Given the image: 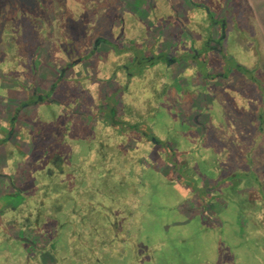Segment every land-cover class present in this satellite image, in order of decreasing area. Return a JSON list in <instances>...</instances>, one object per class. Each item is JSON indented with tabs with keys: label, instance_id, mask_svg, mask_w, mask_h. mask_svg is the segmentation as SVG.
<instances>
[{
	"label": "rangeland",
	"instance_id": "obj_1",
	"mask_svg": "<svg viewBox=\"0 0 264 264\" xmlns=\"http://www.w3.org/2000/svg\"><path fill=\"white\" fill-rule=\"evenodd\" d=\"M0 264H264V0H0Z\"/></svg>",
	"mask_w": 264,
	"mask_h": 264
},
{
	"label": "flooded vegetation",
	"instance_id": "obj_2",
	"mask_svg": "<svg viewBox=\"0 0 264 264\" xmlns=\"http://www.w3.org/2000/svg\"><path fill=\"white\" fill-rule=\"evenodd\" d=\"M220 24V27H221V23H219ZM182 27H176V29H177V31H181L182 32V29H181ZM209 37H207V39H206V41L203 43V47H205V48H207V49H211V48H213V49H215L216 48V44H215V42H216V40L217 39H213V36L211 37L210 36V34L208 35ZM201 38H199V39H194V38H192V40H191V42H190V44H189V49L187 50V53H191V55H192V58L194 57V51H195V48H194V46H195V43H193L194 41H198V40H200ZM191 48V49H190ZM163 56L164 57V60H166V61H169V64L170 63H174V62H176L177 60H176V58H171L173 55H169V54H167V53H163V52H157V56Z\"/></svg>",
	"mask_w": 264,
	"mask_h": 264
},
{
	"label": "trees",
	"instance_id": "obj_3",
	"mask_svg": "<svg viewBox=\"0 0 264 264\" xmlns=\"http://www.w3.org/2000/svg\"><path fill=\"white\" fill-rule=\"evenodd\" d=\"M124 149H126L125 147H123Z\"/></svg>",
	"mask_w": 264,
	"mask_h": 264
}]
</instances>
